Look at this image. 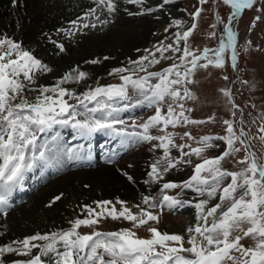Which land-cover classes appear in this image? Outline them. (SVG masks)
Listing matches in <instances>:
<instances>
[{"label": "snow or ice", "instance_id": "6c2138e0", "mask_svg": "<svg viewBox=\"0 0 264 264\" xmlns=\"http://www.w3.org/2000/svg\"><path fill=\"white\" fill-rule=\"evenodd\" d=\"M10 2L15 6L18 0ZM93 2L95 7L86 9L82 16L69 22V28L58 29V32L73 37L83 29L107 25L109 17L117 10L116 0ZM126 2L140 6L141 12L151 13L173 0H162L156 8L143 7L145 0ZM207 2L199 0L200 5ZM220 2L231 9V14L225 22L218 11L214 13L215 21L210 27L215 29L222 24L227 36L226 40L219 41L217 48L190 47L189 38L202 11L196 8L189 14L193 20L190 26L185 27L180 19L171 21L169 27H176L177 31L169 43L160 41L158 47L145 49L144 55L129 59L127 66L112 68L108 75L118 83L101 85L97 80L94 86L86 85L82 91L71 87L89 78V73L78 66L69 69L53 84H38L37 74L51 72L49 65L20 42L6 34L0 35V214L7 215L13 192L23 186L26 175L34 169L63 166L65 156L69 162L92 159L91 152H85L83 145L66 147L59 129L71 128L83 139L103 133L118 139L122 147L158 142L152 146L162 150V155L149 165L147 172L146 183L160 185L157 195H142L140 203L131 206L120 198L81 205V213L68 221L67 228L43 234L36 232L0 245V264H8L4 259L6 254L28 257L13 260L11 264H264V163L258 162L256 153L250 150L253 139L264 142V110L251 121L252 124L259 121L257 132L260 135H250V130H245L243 108L236 103L232 89L223 87L219 92L231 116L222 121L224 135H204L197 139L191 132L184 131L180 139L194 141L197 146L193 147L187 142L177 144V133L168 130L169 127L214 122V114L206 119L191 118L189 114L193 109L187 107L186 102L198 97L189 86L197 83L198 70L223 69L227 50H231V66L237 70V33L232 23L245 9L255 8L257 13H264V0H214V7ZM261 20L264 15H255L249 31ZM209 35L214 37L215 31ZM52 43L60 52L65 50L62 43ZM249 46L250 40L244 46L245 52ZM161 60L171 63L159 71L149 70ZM99 62L97 59L86 61ZM240 83L249 90L254 88L253 82ZM138 106L153 109V112L141 123L126 124L120 119L121 112ZM252 107L255 109V104ZM213 141H222L225 148L207 157L204 155L207 149L218 147ZM174 148L179 150V157L171 155ZM241 151L244 156L236 159L235 164L242 167L236 171L225 169L222 162ZM114 156L113 152L109 163ZM192 156L199 162L194 164L186 181L182 184L164 181L170 169L192 163ZM127 179L132 181L133 177L127 176ZM176 188L189 189L205 198L193 203L167 194V190ZM62 195L54 197L48 206ZM211 200L216 202L209 205ZM183 204L195 208V224L186 227L184 233L160 230L163 210ZM107 219L129 222L131 227L100 230V224ZM82 228L90 231L82 232ZM140 228L145 229L146 237L137 234ZM244 238L253 243L245 247L241 243ZM33 249L38 251L34 254Z\"/></svg>", "mask_w": 264, "mask_h": 264}, {"label": "rangeland", "instance_id": "374dc122", "mask_svg": "<svg viewBox=\"0 0 264 264\" xmlns=\"http://www.w3.org/2000/svg\"><path fill=\"white\" fill-rule=\"evenodd\" d=\"M54 1L55 2H52L53 5L56 4L54 8H52L51 10L44 11L40 14L42 15L44 21H47V23L52 20L62 22L69 19V21L64 24L66 28L70 27V21L82 16L84 11L88 9L89 6H96L92 0H79L86 3L85 5L88 6V8L76 5L79 3L78 0H60L59 3L58 0ZM161 2L162 0H158V5ZM61 4L64 5V8L61 6ZM116 4L117 8H121L125 5H128L125 10V12L128 14L132 11L139 9L138 5L127 3L126 0H116ZM66 6L68 9H66ZM196 8H202V11L200 13V16L196 18L197 27L194 29L192 35L189 38L190 47L199 50H203V48L205 47L209 49H215L218 47L219 41L222 38L226 40L227 36L223 31L222 24L217 25L215 29L210 27L215 21L214 13L218 11L221 18L225 22H227V17L231 14V9L228 6L224 5L222 2L218 4V7H214V0H208V2L204 5H200L199 0H173L172 3L165 5L163 8H161L166 10H164V12L161 13L160 17H158V21L152 23V27L149 30L144 31L143 34H140V36H142V41H140L139 46L132 51L122 52L121 48L119 50L117 45L113 46L112 44H110L111 42H108L106 34H108L110 27L119 28V26L121 25L120 23H128L130 25H134L132 29H136L138 27L137 23H139V21H127V18H125L124 14L122 12H119L118 10H116L112 14V16L109 17L110 22L107 25H97L95 29H83L82 33L78 32L73 37H66L63 32H58V28L54 29L52 32H48L47 29L50 28V26L48 25L46 30L44 31L45 34H43L45 38L47 37L45 40L36 39V41L31 43L30 45H27L19 39L15 40L20 42L24 48L30 50L37 58L41 59L52 69V71L49 73L37 74V82L40 81V78H42L44 79V81L41 84L44 85L53 84L56 79H58L65 72L68 71L67 65L63 62L65 59L68 58V55L65 54L63 56L64 60L62 61L63 58L60 57V54H62L63 52H60L59 49L56 48L55 44L52 43V41L62 43L64 45V49L66 47H72L75 50L86 51L92 48H96V46H98L97 50L99 51V53L95 51L94 54L95 58H98L97 60H99L100 62L97 64L88 63V65L91 67L90 69L80 68L81 70L89 73V78L85 81H82L79 85H71V87L76 88L77 91H82L84 90L86 85L94 86L97 80L101 85L108 83H118L119 81L117 79H115L113 76L108 75L109 71L112 68L127 66V61L129 59L134 60L137 59L139 56L144 55L145 49L152 50L154 46L158 47V42L160 41H163L165 44L169 43L174 38V33L177 31L176 27H169L171 21L174 19H180L184 21L185 27L190 26L193 20L189 14L194 12ZM75 11H79L80 14L78 13L73 19L72 17L75 14H72V12ZM156 13L157 11L148 13V19H152V17L155 16ZM257 14L264 15V13H257L255 8L245 9L240 14V16H238L232 23L233 30L237 33V70H233L230 60L231 50H227L225 52L226 63L223 69L209 67V69L207 70L197 71L195 76L197 83L190 85L189 87L196 94L198 99L195 101L189 100L186 102V106L191 107L193 109V111L189 115L193 119H206L208 116H212L214 114L215 120L214 122L210 123H204L200 125L190 124L186 127H177L176 129H172L171 127H169V131H175L177 133V144L187 142L191 143L193 147L197 146L194 141H187L186 138L185 140L180 139V135L184 131L191 132L192 136L197 139L204 135L217 136L225 134V125L222 123V121L224 119H230L231 116L225 108L222 94L219 92V89L223 87H229L232 89L236 103L240 105L241 108H243L245 130H250V135H255L257 137L260 135V133L257 132V125L259 124V121H256V124H252L251 122L252 118L255 117L259 111L264 110V20L257 21L256 27L253 28L251 32L249 31V28L252 24V19ZM166 27L168 28L167 32H165ZM213 31H215L214 37L209 35V33ZM249 40L251 41V46H249L248 51L245 52L244 46ZM36 48L46 53L45 56L35 54L33 50H35ZM116 51L121 52L116 53ZM79 53L82 55L81 52ZM104 57H108V59L105 60L103 59ZM48 58L58 60L59 62L57 63L56 61V63L53 64L54 61L50 60L52 62L51 63ZM102 63L103 68L101 69L100 66L102 65ZM170 63V60H161L160 64L153 66L149 70L159 71L161 68L167 67ZM74 67L77 66L75 65ZM97 67H100L101 71L99 68L97 69ZM140 75H143V73H140ZM224 76H227L228 79H223ZM240 81L253 82L254 88L252 90H249V88L242 85ZM253 104H255L256 106L255 109H253L252 107ZM133 109H138L139 112L138 114L136 113L137 115H132L131 117H129L128 124H131L132 121L141 123L153 112V109L143 106H138ZM249 113H251L252 115L249 116ZM237 115L239 116V113H237ZM153 134L156 133L153 132ZM41 139L43 140L44 137L42 136ZM71 139H73V136L70 137V133L66 134L63 138H61L62 142L66 147L67 145H69ZM153 143L158 142H141L128 144L132 146L137 145L138 148L140 147L142 156L139 157V164L141 166L142 175H144V177L146 178L144 183L145 191L140 192L137 198H129L123 196H111L109 198H103L105 196L96 195V199H94L93 201L103 199L115 200L116 198H120L121 200L127 201L129 203V206H131L132 204L140 203L142 195H157L159 192L160 185L146 183V181L149 179L147 176V172L150 170L149 165L162 155V150L158 148H153ZM213 143L218 145V147L207 149L204 153L205 156L213 157L219 154L225 148V145L222 141H213ZM250 143V150L256 153L257 157L259 158L258 162L264 163V142L260 141L259 139H253ZM185 151H187V149H185ZM133 152L134 155H137L136 150H134ZM171 155L173 157H179V150L175 148L172 149ZM243 156V151L237 153L235 157L229 156L222 162V165L225 169L229 171L239 170L242 165L235 164V160L240 159ZM184 159L189 158L184 157ZM190 159L192 163L180 164L178 167L170 169L169 172L164 175V181H172L177 184H182L184 181H186L192 174L194 164L199 162L198 158L195 156L190 157ZM129 163L130 158H128L125 154L118 160H114V162L110 165H116L112 169L115 172L125 174L128 167L131 165ZM85 186L86 185L84 183L83 189H88V187L86 188ZM40 194L45 195V205H49L50 201H53L54 197L63 194V192L62 190H46L43 192L41 191ZM73 194H78V190H74L72 194H69V198L67 199V201H70L73 204V208L70 206V204L66 208L63 206V195L59 200H55L51 203V206H49L50 209H52V205L60 203L59 213L62 215L61 223L65 228L69 227V220L73 219L75 216L81 213V205L79 206V203L75 201V197L73 196ZM167 194L176 196L178 199L183 201H192L193 203L196 202L198 199L205 198L197 196L196 193L192 192L189 189L181 190L180 188L167 190ZM53 195L55 196L51 198V196ZM214 202L216 201H209V205ZM29 203L30 202L27 199L24 205L28 207ZM64 203L67 202L65 201ZM92 203L93 202L90 201L89 203L85 204ZM176 208L178 211H169L166 208L163 210V214L158 225L160 230L167 231L169 233H184L186 227H188L190 224H195L196 210L194 207H192L191 204H183L182 206L175 207V209ZM133 211H136V209H133ZM157 211H159V209H157ZM43 215H46V213H44ZM7 220L8 219H5V223ZM99 227L102 231H108L117 230L122 227H131V224L129 222L112 221L111 219H107L104 220ZM81 231L88 232L90 231V229L82 228ZM137 234L141 237H146L148 235L144 228L137 229ZM235 234L236 233H234V235ZM241 243L244 244L245 247H247L250 246L253 241L249 238H244ZM37 251V249H33L34 254Z\"/></svg>", "mask_w": 264, "mask_h": 264}, {"label": "bare ground", "instance_id": "6f19581e", "mask_svg": "<svg viewBox=\"0 0 264 264\" xmlns=\"http://www.w3.org/2000/svg\"><path fill=\"white\" fill-rule=\"evenodd\" d=\"M52 2L55 1L18 0L17 4L12 6L10 0H0V35L6 34L9 37L19 39L27 45H30L35 42L36 39L45 40L47 38H45L43 34H45L44 31L48 25L50 26V28L47 29L48 32H52L56 28H66L64 24L68 22L69 19L62 22L52 20L47 23V21H44L42 18L40 13L51 10L56 5H53ZM59 2L60 0H58V3ZM85 4L86 3L83 1H79L76 5L88 8ZM61 6L64 8L63 4H61ZM156 6H158V0H145L143 5V7ZM127 7L128 5H125L121 8H117V10L124 14L127 21H139V23H137L138 27L136 29H132L134 25L120 23L121 25L119 28L110 27L108 34H106L108 42H111L110 44L113 46L117 45L119 50L121 48L122 52L135 50L139 46V42L142 41V36H140V34L149 30L152 27V23L157 22L158 17H160L161 13L166 10L160 9L157 11L155 16L152 17V19H148L149 12H141L140 6L138 10L132 11L129 14L125 12ZM66 9H68L67 6ZM78 13L80 14L79 11L72 12V14H75L72 18L74 19ZM97 47L98 46L86 51L66 47L63 53L60 54V57L63 58L65 54L68 55L67 59H62V61L64 60V64L67 65L68 70L73 68L75 65L81 69H90L91 67L88 63H86V61L98 59L95 58L94 54L95 51L99 53ZM121 51H116V53ZM33 52L41 56H45L46 54L37 48L33 50ZM79 52H81L82 55ZM48 59L49 61H54L53 64H55L56 61L57 63L59 62L58 60ZM100 67L101 69L103 68V63ZM100 67H97V69H100ZM43 81L44 79L40 78V81L37 83L41 84ZM128 110L119 114L120 119H124V121L126 120V124H128L129 117L137 115L139 112L138 109L136 110L133 108ZM59 133L61 138L68 133L74 137L72 141L73 146H69V148H74L75 145H83L85 152L90 151L92 157L94 154L96 155V158L93 161L84 160L69 162L65 156L63 166L44 169H40L38 167L32 172H29L26 175L23 186L21 188H17L13 192L12 196L21 193V191H23V187L29 184L30 181H33L34 183L37 182L38 185L37 187H34L30 193L31 195L29 194L26 196L20 203L13 204L10 201L11 207L9 208L6 216L4 214H0V245L8 244L15 239H22L23 237L35 234L36 232L43 234L49 231L65 228L61 223L62 215L59 213L60 203L52 205V209H50L48 205H45V195L40 194L41 191L62 190L64 196L62 204L65 208L68 207L69 204L73 208V204L70 201H67V199L69 198V194H72L74 190H78V194H73V196L75 197V201L79 203V206L89 203L90 201L93 202V200L96 199V195L105 196L103 198H109L111 196L137 198L140 192L145 191L144 183L146 178L142 175L141 166L139 164V157L142 156L140 147L138 148L137 145L132 146L128 144L122 147L118 139L106 136L103 133H96L89 139H83L77 136L71 128L60 129ZM98 141H100L99 144L102 145L99 148L100 152L105 151V153H108L106 156L100 158L97 156L99 151L97 150L99 146L97 144ZM134 150H136L137 155H134ZM113 152L115 153V156L109 163V157H112ZM125 154L128 158H130L129 164L131 165L128 167L126 173L127 176L133 177L132 181H129L124 173H117L112 170L116 165H110L114 160H118ZM40 170H42V173L47 174L46 177L38 174ZM84 183L88 187L86 190L83 189ZM55 195L51 196V198ZM27 199L30 202L28 207L24 205ZM65 201L67 203H64ZM44 213H46V215H43ZM5 219H8L6 223ZM27 258L28 257H18L14 254H6L4 257L8 264H11V261L16 259L22 260ZM44 259L47 258L45 257Z\"/></svg>", "mask_w": 264, "mask_h": 264}]
</instances>
